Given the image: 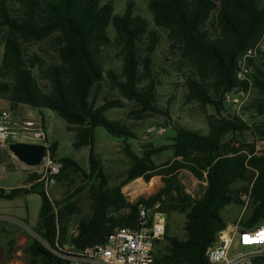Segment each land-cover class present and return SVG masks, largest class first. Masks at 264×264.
Masks as SVG:
<instances>
[{"label":"trees","instance_id":"obj_1","mask_svg":"<svg viewBox=\"0 0 264 264\" xmlns=\"http://www.w3.org/2000/svg\"><path fill=\"white\" fill-rule=\"evenodd\" d=\"M102 0H15L16 11L9 10L7 0H0V22L7 28L5 52L0 63V96L8 95L11 107L17 110L28 106L36 110L48 109L58 114L69 125L80 128L78 147H89V171L75 160L64 157L61 173L74 169L94 182L93 214L89 220L79 223V238L74 240L78 249L104 243L116 227L135 228L138 225V208L142 203L152 206L163 195L172 196L174 174L188 170L198 180L208 185L203 197L190 201L178 199L171 210L186 215L184 239L165 235L169 241L167 254L157 258L158 263L209 264L207 251L218 240L219 233L228 223L221 212L229 205L239 202L231 190V184L245 180L246 158L235 155L225 159L227 144L223 137L248 129V123L240 116L224 118L226 95L247 94L255 88L258 97L252 103L254 117H264V72L253 73L250 81L237 78L239 57L249 48L264 41V0H146L153 12L158 28L169 31V38L176 44L181 58L191 66L187 78L189 99L203 107L212 106L221 119L209 123V134L179 127L176 130L173 161L157 165L153 156L162 149H148L143 156L131 150L129 139L135 136L125 127L109 120L106 113L123 107V102L104 98L98 105L103 84L108 79L122 97L135 102L142 112L163 114L157 105V80L152 67V55L158 43L155 32L145 48L139 43L148 33V23L134 16L131 9L123 15H114L109 4ZM113 23L116 30V47L120 50L123 68L119 77L114 71H106L104 49L110 45L107 28ZM52 40L59 61L45 63L38 54H28L25 45ZM38 72L46 82L41 85L35 76ZM248 111V110H246ZM256 134L264 136V120L255 124ZM103 127L114 138L125 142V153L134 165L124 176L123 183L139 178L150 181L156 176L164 178L165 186L155 197L141 199L128 207L122 186L110 187L95 150V131ZM57 147L50 151L56 159ZM254 151L252 152V154ZM248 166L257 170L251 190L252 210L245 221L246 228H253L264 221V154L253 155ZM61 173L57 176L59 178ZM183 195L180 188L175 190ZM39 195L41 238L55 246L59 217L55 213L44 182H35L30 188H14L10 192L0 188V198L12 200L20 195ZM176 200V199H175ZM114 214L110 216V214ZM38 245L32 248L37 251ZM40 255L37 253V256ZM42 256V255H41ZM42 264H69L60 256L45 251Z\"/></svg>","mask_w":264,"mask_h":264},{"label":"rangeland","instance_id":"obj_2","mask_svg":"<svg viewBox=\"0 0 264 264\" xmlns=\"http://www.w3.org/2000/svg\"><path fill=\"white\" fill-rule=\"evenodd\" d=\"M101 3L111 5L114 15H123L131 9L134 16H140L147 21L148 33L139 43L142 49L149 42L152 32H155L158 37V43L152 55V67L157 80L156 105L164 112L169 110V117L163 114L142 112L135 102L124 99L120 91L108 79L103 84L98 99V105L103 103L104 98L123 102L122 108L109 110L106 117L127 128L135 136V139H129L127 142L136 155L143 156L148 149H162L160 153L153 156V160L157 165L163 166V170H166L168 166L165 164L174 159L173 149L170 146L174 144L177 128L184 127L207 135L210 131V121L220 120L221 116L233 118L238 115L248 123V129L235 134L230 132L223 137V142L227 144L223 157L231 159L235 156L232 150L240 149L238 156L246 158L247 171L245 180L235 181L230 187L240 201L227 206L221 212L222 217L228 223L227 227L246 228L244 223L250 215L253 203L251 190L257 177V170L248 166V160L253 155L260 157L264 154V136L255 133L257 131L255 124L261 123L264 117H254L255 111L252 107V103L258 97L257 90L251 88L247 94L233 93L232 101L226 103L221 116L216 113L214 107H203L199 102L190 100L187 78L192 73L191 66L181 58L178 47L169 38V31L156 27L149 2L146 0H102ZM7 6L11 13L18 8L15 0H7ZM107 32L110 45L104 49L105 68L106 71L112 70L120 77L123 61L120 50L116 47V30L112 22ZM7 35V28L0 22V63L4 57ZM25 50L28 54H38L48 64L59 61L52 40L26 44ZM248 64L253 73H257L258 70L264 72V49L259 52L256 59L249 60ZM35 76L41 85L46 84L37 71H35ZM252 78H250L251 82ZM7 98L8 95L0 96V110H9L21 120L42 122L48 134L49 143L57 147L56 159L71 158L83 169L89 171V147L76 145L80 134L79 126L69 125L57 113L48 109L36 110L31 107L24 109L25 106H21L14 110ZM235 99H238L237 104H234ZM39 112H43L44 115L40 117ZM12 143L39 144L27 137H19L5 145L0 144V186L30 188L35 182H44L45 189L54 204L55 213L59 217L58 234L55 246L49 245L41 238L42 199L36 194L20 195L17 204L21 206L22 212H28V217L0 220V264H42L41 258L45 256V251L51 255L60 256L78 249L73 242L80 235L79 223L89 220L93 214L92 186L94 182L86 179L81 172L71 169L61 173L56 182L49 185L43 178L42 168H31L18 161L9 150V145ZM95 144L97 157L108 178L109 186H122V194L129 205L122 211L123 213L129 214L132 211L131 206L139 200H148L162 191L165 183L161 176H156L150 181L139 178L123 183L125 174L134 165L133 159L125 153L124 141L114 138L105 128L99 127L95 131ZM172 178L174 179L173 195H163L151 207L161 203L162 211L167 217L166 235L184 239L186 215L181 211H172L171 207L178 199L184 200V196H189L191 202L200 200L208 183L205 180H198L185 169L174 174ZM140 180L145 186L134 191L132 185ZM176 188H180L183 195L178 196ZM113 215V213L110 214V216ZM36 244L38 245L37 251L33 253L32 248ZM168 245L169 241L166 237L157 244L155 249L157 258L162 259L167 254ZM37 253L40 255L37 256Z\"/></svg>","mask_w":264,"mask_h":264},{"label":"built area","instance_id":"obj_3","mask_svg":"<svg viewBox=\"0 0 264 264\" xmlns=\"http://www.w3.org/2000/svg\"><path fill=\"white\" fill-rule=\"evenodd\" d=\"M263 47L264 41L239 57L237 78L240 81H250L253 70L248 61L256 59ZM232 96L227 94L226 102L230 103ZM233 101L238 103V99ZM19 137H27L47 148L39 168L43 169L47 184L53 185L63 165L51 154V144L42 122L21 120L9 110H0V144L5 145ZM166 230L167 217L161 203L153 207L141 204L135 228L116 227L104 243L75 249L60 257L69 264H165L157 262L155 249L164 239ZM207 261L209 264H264V221L253 228L226 227L208 249Z\"/></svg>","mask_w":264,"mask_h":264},{"label":"water","instance_id":"obj_4","mask_svg":"<svg viewBox=\"0 0 264 264\" xmlns=\"http://www.w3.org/2000/svg\"><path fill=\"white\" fill-rule=\"evenodd\" d=\"M9 150L19 162L31 168L40 167L47 154V148L41 144L12 143Z\"/></svg>","mask_w":264,"mask_h":264},{"label":"crops","instance_id":"obj_5","mask_svg":"<svg viewBox=\"0 0 264 264\" xmlns=\"http://www.w3.org/2000/svg\"><path fill=\"white\" fill-rule=\"evenodd\" d=\"M26 107L28 106H25L23 107L24 109H26ZM45 110V109H43ZM31 115V113H29ZM39 115L40 117L42 115H44L43 112H39ZM32 116V115H31ZM141 181V180H140ZM144 183V182H143ZM145 186V185H144ZM143 186V187H144ZM0 188L2 189H5L7 192H10V190L14 189V188H18V187H13V186H0ZM31 196V195H30ZM21 196L19 197H16L12 200H6V199H1L0 198V220H3L5 221L6 218L8 219H26L28 216H27V213L25 212H22L21 210V206L17 204V200L20 198ZM27 211V210H26ZM14 264V263H13Z\"/></svg>","mask_w":264,"mask_h":264},{"label":"bare ground","instance_id":"obj_6","mask_svg":"<svg viewBox=\"0 0 264 264\" xmlns=\"http://www.w3.org/2000/svg\"><path fill=\"white\" fill-rule=\"evenodd\" d=\"M143 186H144L143 181H137L134 185H132V188H134L135 189L134 191H136L138 189H141Z\"/></svg>","mask_w":264,"mask_h":264}]
</instances>
